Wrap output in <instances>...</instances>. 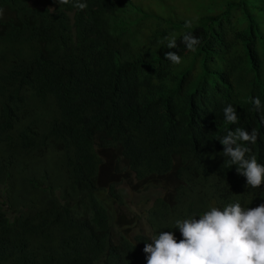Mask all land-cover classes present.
Returning <instances> with one entry per match:
<instances>
[{
	"label": "trees",
	"instance_id": "obj_1",
	"mask_svg": "<svg viewBox=\"0 0 264 264\" xmlns=\"http://www.w3.org/2000/svg\"><path fill=\"white\" fill-rule=\"evenodd\" d=\"M156 1L157 10L79 0L80 10L78 0H0V264H147L143 235L123 238L115 252L101 225L97 233L55 224L58 213L78 214L57 166L94 158L93 137L106 123L120 133L123 178L172 180L171 197L146 210L151 237L171 231L179 242L175 221L199 219L212 205L264 204V183L244 187L219 142L226 130L256 129L251 153L264 165V0H201L200 10L183 0L181 14L173 0ZM188 31L201 40L195 51L181 42ZM172 36L177 47L168 49ZM168 51L181 63L165 59ZM228 105L236 125L224 119Z\"/></svg>",
	"mask_w": 264,
	"mask_h": 264
},
{
	"label": "clouds",
	"instance_id": "obj_2",
	"mask_svg": "<svg viewBox=\"0 0 264 264\" xmlns=\"http://www.w3.org/2000/svg\"><path fill=\"white\" fill-rule=\"evenodd\" d=\"M41 1L48 6L47 0ZM68 2L58 0L59 4ZM75 7L83 10L87 8V3L78 0ZM3 15L4 10L0 8V18ZM184 27L191 29L192 21H185ZM165 39L168 49L177 47L174 36ZM181 42L188 50L195 51L201 40L188 31ZM164 58L173 64L181 63V57L174 51L166 52ZM252 104L257 111L262 107L258 97L252 99ZM223 115L228 124L238 123L239 116L232 105L223 109ZM261 120L264 121V115H261ZM99 136L113 148L102 145ZM257 137L258 132L254 128L246 131L236 127L234 131L226 130V134L219 139L226 157L224 166L227 167V163L236 165L237 172L246 178L244 187L258 188L264 183V165L259 164L257 157L251 153V145L256 144ZM119 138L120 133L106 123L93 137L91 147L94 158H84L75 167L68 164L57 166L72 189L73 198L67 203H77L78 214L68 218L58 213L56 225L67 221L82 231L88 229V232L95 230L97 233L101 225L107 228L108 242L117 243L115 252L120 250L123 238L133 244L134 236L143 235L149 242L143 249L148 254L147 264H264V204L255 208L242 207L239 202L223 208L212 205L199 215V219L189 216L175 221V228L182 236L179 242L171 231L151 237L150 226L145 220L146 210L155 197H171L172 180L168 178L161 186H143L140 182L137 184L132 176L123 178L117 171V167L122 165L117 152ZM121 185H128L129 189L125 190ZM4 186H0V192H3ZM35 190L45 193L41 187ZM86 193L90 195L89 199ZM123 197H134V200L126 201ZM65 200L59 198L61 204ZM136 228L138 231L133 232ZM144 230H148V235L143 233ZM94 264L103 263L97 260Z\"/></svg>",
	"mask_w": 264,
	"mask_h": 264
},
{
	"label": "rangeland",
	"instance_id": "obj_3",
	"mask_svg": "<svg viewBox=\"0 0 264 264\" xmlns=\"http://www.w3.org/2000/svg\"><path fill=\"white\" fill-rule=\"evenodd\" d=\"M136 1V0H135ZM169 2L170 1H172V0H168ZM175 3H176V11L179 13V14H181L182 12L180 11V8L181 9H183V12H184V7L186 6L185 4H184V1L182 0L181 2H177V0H173ZM195 1V3H196V9L197 10H200V9H202V7H203V5H204V3H201L202 1L201 0H194ZM33 2H36V3H38L39 5H43V3H42V1L41 0H33ZM139 3H141L142 5H144V4H147V5H149L150 7H152L153 9H158V3H157V1L155 0H139ZM122 187H123V189H125V190H128L129 189V186L128 185H121ZM125 196H126V192H125ZM124 198V200H126V201H133L134 200V197H123ZM141 229V228H140ZM136 231H138V228H136V229H134V231L133 232H136ZM143 233L144 234H146V235H148V230H144L143 231Z\"/></svg>",
	"mask_w": 264,
	"mask_h": 264
}]
</instances>
